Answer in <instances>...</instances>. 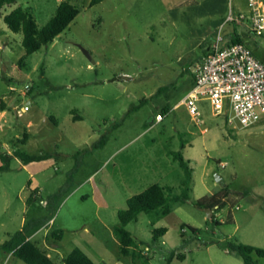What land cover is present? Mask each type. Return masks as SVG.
I'll list each match as a JSON object with an SVG mask.
<instances>
[{"label": "rangeland", "instance_id": "obj_1", "mask_svg": "<svg viewBox=\"0 0 264 264\" xmlns=\"http://www.w3.org/2000/svg\"><path fill=\"white\" fill-rule=\"evenodd\" d=\"M64 1L78 7L79 16L52 44L28 55L23 34L12 32L4 16L30 8L43 27ZM91 1L19 0L0 12V155L17 147L51 154L30 164L14 158L0 171V245L27 221L49 215L46 201L78 162L52 222L30 239L44 250L57 245V264L75 248L99 264H144L122 256L111 231L120 226L118 212L127 200L150 186L180 193L185 177L174 153L181 152L194 169L191 199L154 226L143 213L127 229L143 243L149 264H243L227 244L264 249V120L243 129L230 121L232 113L216 116L203 100L199 125L181 103L222 26L224 39L237 31L263 63L264 34L226 23L230 0ZM232 6L248 13L247 0ZM161 88L167 89L158 93ZM30 100V110L18 116ZM159 113L165 118L157 124ZM214 193L223 208L209 213L197 206ZM183 225L198 234L186 227L183 238ZM163 227L166 235L154 244L153 230ZM56 231H63L62 240L52 235ZM172 252L177 256L169 263ZM0 264L26 263L1 252Z\"/></svg>", "mask_w": 264, "mask_h": 264}, {"label": "trees", "instance_id": "obj_2", "mask_svg": "<svg viewBox=\"0 0 264 264\" xmlns=\"http://www.w3.org/2000/svg\"><path fill=\"white\" fill-rule=\"evenodd\" d=\"M19 0H0V12L6 8L16 5ZM105 0H92L91 5L95 6L102 3ZM80 10L68 1H64L59 4L55 16L43 27H40L35 19V16L30 8H23L21 6L12 10L9 14L4 16V22L8 28L14 33H22V44L28 55L40 51L43 47L52 44L57 37H59L69 25L79 16ZM231 43H244L246 44L242 35L237 31L231 35L229 39ZM247 45V44H246ZM248 46V45H247ZM210 51L206 53L208 56ZM19 65H25V57L21 58L18 62ZM194 83V81H193ZM167 88H161L158 93H161ZM167 114L169 111L164 110ZM185 146L182 144V149ZM79 156V153L76 155ZM51 157V154H39L30 155L22 151L18 147L15 149L14 154L3 153L0 155V159L3 165L0 167V171H8L10 169L11 162L14 158H19L24 164H30L33 162H40L47 160ZM174 159L179 162L180 167L184 171V180L181 183L180 193H174L171 187H164L159 184H154L144 190L143 192L136 194L127 200V209L120 210L118 212V218L120 220V226H116L114 234L118 238L121 244V255L124 257H131L134 261L143 260L144 264H149L150 259L143 257L142 245L133 236L132 232L127 229L130 223L137 222L139 216L143 213L150 216L152 219V225L154 226L158 221L170 215L174 209L186 201L190 200V194L192 191L191 183L193 179L194 169L191 167V161L187 160L181 152L174 153ZM79 163L71 172L65 186L60 188L56 193L51 195L46 201V208L49 212L48 216L42 218H32L27 221L21 230L14 233L11 238L0 245V253L6 252L12 254L18 259L22 260L26 264H57L52 257H48L47 251L39 247V245L33 242L31 236L32 233H36L43 227H46L51 221L52 216L57 211L60 202L70 192L73 182V176L79 169ZM30 185V183H29ZM37 190V189H36ZM217 193L213 195H207L198 200L197 206L204 209L223 208L225 203L218 198ZM233 220L231 214L228 216L227 222ZM188 227L194 234H198L199 229L190 226L183 225L181 236L184 238ZM167 228H157L153 230V243L156 244L160 237H163L167 233ZM52 235L62 240L63 231H56ZM186 244L182 245L184 248ZM228 251L235 253L241 257L243 264H260L259 259H264V249L246 245L243 243H228ZM177 254L172 252L169 258V263ZM179 258H183L184 255H178ZM62 264H99L90 258L82 249L75 248L64 259Z\"/></svg>", "mask_w": 264, "mask_h": 264}, {"label": "built area", "instance_id": "obj_3", "mask_svg": "<svg viewBox=\"0 0 264 264\" xmlns=\"http://www.w3.org/2000/svg\"><path fill=\"white\" fill-rule=\"evenodd\" d=\"M232 4L230 0L226 23L248 25L255 35L263 36L264 0H247L248 13H236ZM221 30L210 54L196 66L194 83L181 104L199 125L202 121L198 102L208 100L216 116L232 113L230 121L248 129L264 120V63L246 44L224 39ZM28 90L26 86L23 95L26 96ZM31 103L32 100L22 111H17V115L29 111ZM164 118L165 115L159 113L155 122L161 123Z\"/></svg>", "mask_w": 264, "mask_h": 264}, {"label": "crops", "instance_id": "obj_4", "mask_svg": "<svg viewBox=\"0 0 264 264\" xmlns=\"http://www.w3.org/2000/svg\"><path fill=\"white\" fill-rule=\"evenodd\" d=\"M252 51H253V49H251ZM254 53V52H253ZM30 102V101H29ZM30 185H32L31 183H30ZM36 187V186H35ZM38 190V189H37ZM52 222V221H51ZM24 226V225H23ZM108 227V226H107ZM106 228V227H105ZM85 231L86 232H89V229L86 227L85 228ZM111 235L112 236H114V240H115V243L118 245V248H119V251L121 252V244H120V242H119V240H118V238L116 237V235L114 234V229L111 231ZM79 240H83V238L82 237H80L79 236ZM89 241H92V238L89 240ZM47 244V243H46ZM48 245V244H47ZM58 246L57 245H48L47 246V248L45 249V251H47V253H48V255H50L51 257H54V256H56V252H55V250L54 249H52V248H57ZM86 253V252H85ZM87 254V253H86ZM88 255V254H87ZM89 256V255H88ZM90 258H91V256H89ZM95 261V260H94ZM96 262V261H95ZM97 263H99V262H97Z\"/></svg>", "mask_w": 264, "mask_h": 264}, {"label": "water", "instance_id": "obj_5", "mask_svg": "<svg viewBox=\"0 0 264 264\" xmlns=\"http://www.w3.org/2000/svg\"><path fill=\"white\" fill-rule=\"evenodd\" d=\"M221 180V177H219L218 181ZM212 210H208L209 213H211Z\"/></svg>", "mask_w": 264, "mask_h": 264}]
</instances>
